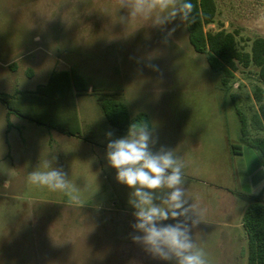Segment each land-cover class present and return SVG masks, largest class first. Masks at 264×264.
Returning <instances> with one entry per match:
<instances>
[{
    "label": "rangeland",
    "instance_id": "obj_1",
    "mask_svg": "<svg viewBox=\"0 0 264 264\" xmlns=\"http://www.w3.org/2000/svg\"><path fill=\"white\" fill-rule=\"evenodd\" d=\"M215 1L217 16L205 31L234 33L238 48L251 51L253 41L264 37V0ZM117 15L127 12L120 10ZM115 16L116 0H0V63L19 57L17 70L0 66L4 95L12 96L15 85L34 91L62 72L81 78L89 87L88 93L77 95L72 83L74 96L68 93L61 103L46 108H53L51 113L64 111L69 124L76 121V126H69L75 134H67L69 139L51 151L38 134V169L43 170L46 161L63 169L75 189L74 201L63 192H52L23 178V172L36 169L34 158L20 162L15 151L9 153L0 128V241L8 246L17 240L13 230L26 221L28 240L34 238L29 232L35 223L31 211L38 209V253L27 250L30 255L23 259L16 256L18 249L7 247L2 254L10 256H1L0 264H170L132 242L136 233L131 227L135 219L128 204L130 189L115 180V169L105 158L106 133L112 131V139L121 136L105 121L91 94L93 89L123 94L132 117L139 112L149 115L159 137L156 148L176 149L186 164V190L194 192L200 187L209 193L220 186L235 194L252 185L253 195L264 193V187L253 186L264 183L257 167L260 153L251 149L243 158L230 153V145H239L241 137L232 97L249 118L258 111L253 93L257 87L264 89L259 69L239 64L225 90L222 74L211 69L205 55L194 51L187 25L179 19L163 29L149 24L126 30L114 21ZM173 27L176 31L168 36ZM162 84L167 87L165 92L175 93L170 100L158 90ZM91 122L101 134L88 129ZM252 136H264V131L252 130ZM250 174L254 182L245 188ZM188 197L201 210L202 221L193 236L210 264H248V239L240 215L227 217L215 211L234 204V199Z\"/></svg>",
    "mask_w": 264,
    "mask_h": 264
},
{
    "label": "clouds",
    "instance_id": "obj_2",
    "mask_svg": "<svg viewBox=\"0 0 264 264\" xmlns=\"http://www.w3.org/2000/svg\"><path fill=\"white\" fill-rule=\"evenodd\" d=\"M120 10H126L127 15H117ZM194 12L191 0H116L114 21L126 30L132 25L137 30L149 24L163 29L177 19L184 25L193 23ZM175 31L176 27L171 28L168 36ZM112 136V131L106 133L109 142L105 158L115 169V180L130 189L128 204L134 209L135 219L131 227L136 233L132 242L153 258L170 264H210L193 236L202 214L187 195L182 156L164 145L156 148L159 137L145 120L133 121L119 138ZM28 181L52 192H63L70 200L77 199L67 173L52 162L46 161L43 170L29 172ZM169 220L175 222L164 223Z\"/></svg>",
    "mask_w": 264,
    "mask_h": 264
},
{
    "label": "trees",
    "instance_id": "obj_3",
    "mask_svg": "<svg viewBox=\"0 0 264 264\" xmlns=\"http://www.w3.org/2000/svg\"><path fill=\"white\" fill-rule=\"evenodd\" d=\"M191 3L195 5V21L187 25L189 42L196 53L206 56L212 70L222 74V85L225 90H229L231 79L237 72L239 64L246 68L252 65L257 67L259 81L264 85V37H257L253 41L251 51L240 50L236 34L225 30L216 33L205 31V27L213 23L217 16L218 8L215 0H191ZM72 83H75L77 95L88 93L89 87L84 80L62 72L53 74L46 86H40L34 91L17 92L12 96L0 93V101L7 105L10 113L24 116L48 128L53 127L65 134H75L76 132H71L69 126L73 124L76 126V121L69 124L64 111L58 110V117L55 118L52 115L54 116L56 111L51 113L53 108L49 109L50 111L46 109L51 104L61 103V99L68 93L74 96ZM92 91L91 94L95 96L107 121L120 136L126 134L129 124L133 121L145 120L152 125L146 113H139L133 117L130 115L121 93L101 92L94 89ZM253 96L259 107L251 118L232 97L241 124L240 144L233 145L232 149L235 154H241L243 146L250 147L260 153L264 166V136H252V130L264 131V89L257 87ZM17 100L27 102L30 108L21 109L16 104ZM36 106H38V114ZM8 127H11L10 122ZM243 226L248 239V264H264V200L253 198L243 215Z\"/></svg>",
    "mask_w": 264,
    "mask_h": 264
},
{
    "label": "crops",
    "instance_id": "obj_4",
    "mask_svg": "<svg viewBox=\"0 0 264 264\" xmlns=\"http://www.w3.org/2000/svg\"><path fill=\"white\" fill-rule=\"evenodd\" d=\"M53 1L54 0H51V2H53ZM38 40H39L38 36H36L35 41L37 43H38ZM17 59L19 60V57ZM17 59H14L12 61L9 60L4 64L0 63V66L3 67L4 69H9V71L17 70V67H16L17 63L15 61ZM13 85H15V83H13ZM15 86L13 87L14 89H13L12 95L16 94L17 92L29 91V90H20ZM37 88H38V86L34 90H36ZM157 88L159 91L163 90V91H160V93H163V95L168 97L169 100L171 98H173V94H175L173 91L165 92V90L167 89L165 84H162L160 87L157 86ZM0 93L4 94L1 91H0ZM118 93H120V92H118ZM122 96H123V94H122ZM124 101H125V99H124ZM16 104H17V106H19L23 110H27L30 108L29 104L23 100H17ZM99 107H100V105H99ZM36 111L38 114V106H36ZM101 111H102V109H101ZM129 112H130V110H129ZM102 113H103V111H102ZM139 113H145V112H139ZM139 113H137V114H139ZM13 117H16V119H17L16 122H13V120H12ZM52 117L57 118L58 113L57 112L54 113V116L52 115ZM103 117L106 121L107 119H106L104 113H103ZM0 121L3 122L2 126H0V128L2 129V132L5 133L4 134L5 144H7V146H8L9 153H12L15 151L16 154L18 155V159L20 160V162H25V161H28L30 158H34V161L36 163V165H35L36 169H38V134L43 137L44 143L48 144L47 147L50 151L54 149L53 146H55L56 148L58 147L57 146L58 142H65L70 137L69 135H67L63 132H60L59 130H56V129L51 130V129L43 126V125L38 124L37 122L29 120L28 118H26L24 116L10 113L7 105L1 101H0ZM8 122H10V124H11L10 128L8 127ZM87 127L90 130L92 129L91 131L93 133L101 134L100 132H98L99 130H97V127L92 122L87 123ZM233 145L234 144L230 145V148H231L230 153H232L233 155H236L232 149ZM250 151H251L250 147H247V146L244 147L243 146L242 153L238 154V155H241L243 158V157H245V155L250 154L251 153ZM21 154H23V156H21ZM24 155H25V158H27L25 160H24ZM11 159H12V157H10L9 160L12 161ZM14 164L15 163L12 161L10 165H13L12 167H14ZM257 167H258V169H260V173H262V175H263L262 178H264V166L262 164V160H260L259 166H257ZM261 168H262V170H261ZM11 172L8 171V173L10 175L15 174V173H11ZM28 174H29V172L25 171L21 174V176L23 178L28 179ZM18 175L20 176V174H18ZM260 180L261 179H259V181ZM253 182L254 181L251 182V174L247 175V181L245 183V188H246V186H250L251 183H253ZM254 183H253V186H258V190H261L264 187V183L259 182L258 185H255ZM250 187H247V189L249 191L248 190L247 191L242 190L243 191L242 193H235V194L232 193V191L229 187L224 188V187H220V186H214L213 187L214 190H211L213 192H209V193L208 192L206 193L205 191H203V189H201L199 187V188H196L194 190V192H191V190L189 191L187 189V195L188 196H231L234 199V204L232 203V205H230L229 207L224 208V209L216 207L215 211H216V213L227 216V217L230 215H233L234 213L235 214L238 213L240 215V222H241L240 225H243V215H244L246 209L248 208V206L250 204L249 200L252 197H258V198H261L262 200H264V193L263 192L260 191L259 196L253 195L249 189ZM234 192H236V191H234ZM245 203H246V205H245ZM237 206H239V207L237 208ZM31 216L35 218L34 219L35 223L33 221L34 224L33 225L30 224L31 230L29 232L35 234L34 238L30 237V240H28V235H27V233H28L27 225L28 224H27V221L25 222L24 226H22V225L18 226V224H17L16 225L17 228L14 229L13 232L18 236V239L15 241H9L8 246L3 244L4 242L0 241V257L5 256V255L10 256L9 253L2 254V251L5 250L4 248H7V247H9L8 249H18L19 252L16 254V256L17 257L22 256L23 259L27 258L26 256L30 255L27 250H32V249L34 250L35 249L36 250L35 252L38 253V235H37L38 234V209H33L31 211ZM37 253H35V255ZM32 255H33V253H31V256Z\"/></svg>",
    "mask_w": 264,
    "mask_h": 264
}]
</instances>
